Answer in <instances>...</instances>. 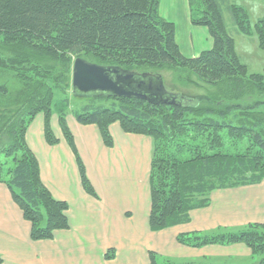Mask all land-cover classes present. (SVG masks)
I'll return each mask as SVG.
<instances>
[{
	"label": "trees",
	"instance_id": "16d2710c",
	"mask_svg": "<svg viewBox=\"0 0 264 264\" xmlns=\"http://www.w3.org/2000/svg\"><path fill=\"white\" fill-rule=\"evenodd\" d=\"M160 1L0 0V67L14 72L15 86L0 85V183L8 187L31 224L32 240L52 239L57 230L69 227L68 204L56 199L43 184L27 131L35 117L44 114L47 142L58 141L51 123L55 90L66 91L72 79V58L80 54L126 69L169 65L190 71L208 84L224 83L230 90V97L203 96L193 107L92 97L115 104L84 107L75 115L80 124L97 125L107 146L113 144L110 126L116 122L126 133L153 139L152 232L189 223L193 211L210 205L215 190L264 181V116L259 111L264 100L253 97L264 93V73H248L237 55L220 0H189L193 24L206 26L213 39L212 48L195 57L182 52L175 24L160 15ZM230 11L239 30L251 34L245 9L231 4ZM254 31L264 49V17L255 23ZM46 59L62 65L59 75L43 64ZM62 108L60 124L74 148ZM244 138L248 139L245 150H229ZM79 168L84 188L93 193L81 161ZM176 239L192 248L244 244L249 257L257 258L253 264H264V223L237 229L220 226L211 233L181 232ZM113 256L110 250L108 257ZM150 256V264H159L156 253Z\"/></svg>",
	"mask_w": 264,
	"mask_h": 264
},
{
	"label": "crops",
	"instance_id": "0c3cea01",
	"mask_svg": "<svg viewBox=\"0 0 264 264\" xmlns=\"http://www.w3.org/2000/svg\"><path fill=\"white\" fill-rule=\"evenodd\" d=\"M159 11L162 18L175 24L176 40L181 50L180 41L186 38L188 49L196 53L189 57L212 48L209 29L192 22L189 0H161ZM177 22H181L183 28L178 30ZM67 121L74 148L62 131L57 132L60 128L55 117L52 118V127L58 141L47 142L43 114L31 122L27 142L38 158L43 184L56 199L68 204L69 227L57 230L52 239L32 240L31 224L24 218L8 187L0 183L2 264H150V253L157 256L170 253L169 241L173 242L177 255L184 256L182 260L205 256L250 258L249 249L244 244L192 248L180 244L176 237L181 232L264 223L261 216L264 206L258 199L260 193H264V181L215 190L210 205L193 211L189 223L171 227L184 226L180 227L183 231L170 234L167 232L171 228H168L152 232L149 213L153 139L126 133L116 122L110 126L113 144L107 146L97 125L80 124L74 117H68ZM80 161L93 193L84 188ZM213 213L221 219L214 217ZM221 249L230 252H215ZM110 250L114 252L113 257H108Z\"/></svg>",
	"mask_w": 264,
	"mask_h": 264
},
{
	"label": "rangeland",
	"instance_id": "374dc122",
	"mask_svg": "<svg viewBox=\"0 0 264 264\" xmlns=\"http://www.w3.org/2000/svg\"><path fill=\"white\" fill-rule=\"evenodd\" d=\"M221 6L223 9V13L225 16V20L227 23V27L229 30V33L235 40V51L237 55L240 57L243 63L247 65L248 73H264V49H262L257 40V36L254 31L255 23L264 17V0H220ZM236 4L238 6H241L245 9V11L248 14V22L249 26L252 27V33L251 34H245L242 33L236 22L233 19L232 13L230 11V5ZM202 26V25H200ZM177 27L179 30L180 28H183V24L181 22H177ZM206 27V26H203ZM207 28V27H206ZM181 47L182 50L185 52L184 54L187 56H190L192 53L190 51V48L188 49L186 45V38L181 39ZM5 55H3L4 57ZM81 57L92 61L97 62L95 57L91 54H80ZM75 58H72L71 67L73 68ZM98 63V62H97ZM43 64L46 66L49 65L53 67L54 72L56 75H59L60 72L63 70L62 65L56 61H53L51 59H46L43 61ZM139 71H151L156 74H160L163 76L165 86L167 90L171 92H179L187 96L196 97V98H202L203 96H211L213 98H224V97H230L227 96L230 94V90L225 87L226 84L224 83H218V84H208L203 79L199 78L196 74L186 71V70H180L176 67L169 66V65H142L137 67ZM72 70V69H71ZM14 72L9 69H5L0 67V85H8L9 87H15L12 85L14 82ZM11 89V88H10ZM244 100L247 99L245 94H242ZM255 99H263L264 100V93L261 94L259 92L255 93L253 95ZM57 103V104H55ZM114 103V100L109 99H101V98H92L90 96H75L72 93V79L71 83L68 85L66 91L61 90H55V96H54V104H53V112L54 117L58 119L59 122V128L57 132L60 134V131L63 130L60 124V118L58 113L60 112L61 108L62 111L66 112L67 119L68 117H74L77 115V113L81 112L84 107H96V106H102V107H111ZM67 105V106H66ZM66 106V107H65ZM261 112V115L264 116V105L259 109ZM44 115V114H43ZM52 116V118H54ZM54 120V119H53ZM52 123V120H51ZM68 123V122H67ZM53 128V127H52ZM54 131V129H53ZM55 136L56 132H54ZM64 135V134H63ZM228 138V137H227ZM247 138L242 139L239 143H237V146L233 145L229 150L234 151H243L245 150V147L247 145ZM154 147V143H153ZM143 155H146L145 149H143ZM153 154V150H152ZM258 199L261 200L260 205L264 206V193H260L258 196ZM229 211V210H228ZM262 217H264L263 211H261ZM214 217L221 219L220 216L216 214H212ZM249 216V215H245ZM250 220L252 218L249 217ZM209 225V224H208ZM243 226V225H242ZM242 226L239 225H231L229 228L237 229ZM184 227V226H180ZM171 228L169 229L167 233L173 234L177 230H181V228ZM218 227L202 230L201 232H214ZM169 234V235H170ZM168 238V237H167ZM170 239V238H168ZM171 240V239H170ZM170 253H165L163 255H158V263H166L167 261H171L173 264H186V262H196L198 264H253L256 261V257L252 258H236V257H217V258H207V259H200V258H188L184 259V256H178V251L176 250L175 246L173 245V242L169 241L168 246ZM219 249V248H218ZM216 253L219 254H226L230 252V250H216ZM175 258V259H174ZM173 259V260H172ZM201 261V262H200Z\"/></svg>",
	"mask_w": 264,
	"mask_h": 264
},
{
	"label": "water",
	"instance_id": "95a60500",
	"mask_svg": "<svg viewBox=\"0 0 264 264\" xmlns=\"http://www.w3.org/2000/svg\"><path fill=\"white\" fill-rule=\"evenodd\" d=\"M72 93L75 96L124 97L154 105L193 107L200 98L167 90L163 76L151 71L126 69L77 57L72 69Z\"/></svg>",
	"mask_w": 264,
	"mask_h": 264
}]
</instances>
